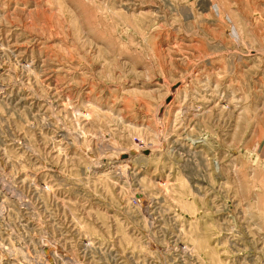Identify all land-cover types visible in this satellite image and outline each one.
Wrapping results in <instances>:
<instances>
[{
	"label": "rangeland",
	"instance_id": "rangeland-1",
	"mask_svg": "<svg viewBox=\"0 0 264 264\" xmlns=\"http://www.w3.org/2000/svg\"><path fill=\"white\" fill-rule=\"evenodd\" d=\"M0 264H264V0H0Z\"/></svg>",
	"mask_w": 264,
	"mask_h": 264
},
{
	"label": "water",
	"instance_id": "water-1",
	"mask_svg": "<svg viewBox=\"0 0 264 264\" xmlns=\"http://www.w3.org/2000/svg\"><path fill=\"white\" fill-rule=\"evenodd\" d=\"M145 153H146V154H148V153H149V151H145ZM125 156H126V155H124V157H125Z\"/></svg>",
	"mask_w": 264,
	"mask_h": 264
}]
</instances>
